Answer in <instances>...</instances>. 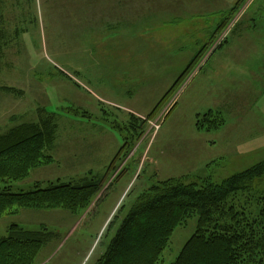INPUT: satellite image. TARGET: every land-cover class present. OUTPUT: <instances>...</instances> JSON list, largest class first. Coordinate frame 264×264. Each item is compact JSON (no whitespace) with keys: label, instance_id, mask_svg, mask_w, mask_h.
Returning <instances> with one entry per match:
<instances>
[{"label":"rangeland","instance_id":"rangeland-1","mask_svg":"<svg viewBox=\"0 0 264 264\" xmlns=\"http://www.w3.org/2000/svg\"><path fill=\"white\" fill-rule=\"evenodd\" d=\"M237 1L0 0L8 39L0 86L16 90L0 91V133L50 114L55 126L51 160L10 190L77 183L88 171L104 178L79 213L20 208L0 216V238L14 224L44 226L53 235L35 264H94L157 181L221 183L264 160V0H243L225 20ZM209 111L218 124L207 130L200 120ZM262 188L264 179L253 191ZM246 194L236 203L254 213L259 194ZM197 219L173 231L156 264L176 259Z\"/></svg>","mask_w":264,"mask_h":264},{"label":"trees","instance_id":"trees-1","mask_svg":"<svg viewBox=\"0 0 264 264\" xmlns=\"http://www.w3.org/2000/svg\"><path fill=\"white\" fill-rule=\"evenodd\" d=\"M242 1L224 14L225 20ZM1 18L0 13V60L8 44ZM0 91L16 90L0 86ZM38 113L48 114L43 108ZM204 115L200 126L206 122L207 130L217 128V116L212 111ZM51 116L18 123L0 133V216L20 208H61L76 214L86 209L102 188L104 178L88 171L77 183L57 179L49 180L45 187L36 183L30 191L10 190V182L24 179L30 170L51 160L45 153L54 138ZM127 139L123 136L126 145ZM262 179L264 160L221 183L185 176L157 181L131 205L94 264H156L173 231L192 215L198 217L196 230L171 264H264V188L253 191L256 181ZM251 193L259 194L253 202L254 213L236 203L240 195ZM250 195L246 197L251 200ZM52 235L44 226L28 230L11 225L8 234L0 238V264H35L40 248Z\"/></svg>","mask_w":264,"mask_h":264}]
</instances>
